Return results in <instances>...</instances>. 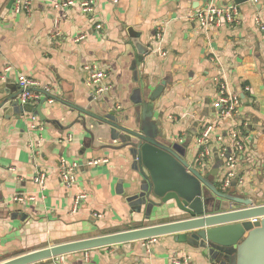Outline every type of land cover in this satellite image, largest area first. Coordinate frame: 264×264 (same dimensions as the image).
I'll use <instances>...</instances> for the list:
<instances>
[{"label":"crops","instance_id":"1","mask_svg":"<svg viewBox=\"0 0 264 264\" xmlns=\"http://www.w3.org/2000/svg\"><path fill=\"white\" fill-rule=\"evenodd\" d=\"M64 1L33 0L29 12L15 13L14 0H0V104L8 99L0 106V262L184 217L172 202L146 214L140 198L144 180L124 142L125 132L108 123L133 128L136 102L147 100L162 81L163 90L151 103L163 132L160 139L180 150L186 145L184 158L203 174L215 170L218 190H235L254 204L264 203V30L257 23L264 26V0L237 4L241 23L207 29L189 16L209 2L233 0H94L88 14L80 10L81 0L60 6ZM91 62L109 71L111 88L99 99L92 98L87 85L84 65ZM20 74L51 94L42 91L40 100L22 106L15 97ZM214 77L241 103L234 120L218 123L215 134L223 139L210 138L202 166L196 138L218 116ZM43 99L41 120L36 107ZM234 128L241 131L245 150L226 188L228 167L221 148L233 150ZM61 160L77 164L70 187L59 176ZM38 170L46 175L42 188L34 180ZM79 194L86 197L74 209ZM175 236L33 264H221Z\"/></svg>","mask_w":264,"mask_h":264},{"label":"water","instance_id":"2","mask_svg":"<svg viewBox=\"0 0 264 264\" xmlns=\"http://www.w3.org/2000/svg\"><path fill=\"white\" fill-rule=\"evenodd\" d=\"M233 1L240 4L246 0ZM164 84L162 81L147 100L136 102L133 128L125 129L114 120H108V123L125 132L124 142L144 180L140 198L142 205L146 206V214L155 207L172 202L173 209L184 217L44 247L0 264H33L71 252L166 234H176L177 241L202 249L221 264H264V203L254 204L251 198L235 190H218L215 178L210 177L216 176L215 170L203 174L184 158L186 145L183 144L180 150L177 145L161 140L163 132L159 119L154 117L151 103L160 95ZM18 94L19 91L15 97ZM44 101L41 100L36 107L41 120L44 119L41 113ZM253 218L257 220L251 221Z\"/></svg>","mask_w":264,"mask_h":264},{"label":"built area","instance_id":"3","mask_svg":"<svg viewBox=\"0 0 264 264\" xmlns=\"http://www.w3.org/2000/svg\"><path fill=\"white\" fill-rule=\"evenodd\" d=\"M254 4L258 3L260 0H251ZM76 3L74 0H67L60 3V6L68 7ZM82 12L88 14L94 10L95 1L94 0H81L77 2ZM33 0H14V11L18 12H29L32 8ZM189 18L198 23L201 28L207 29L212 27H222L225 24H239L241 23L240 11L238 5L235 3H230L226 5H216L214 2H209L205 7L198 9L192 13ZM259 27L264 30V26L257 20ZM59 34L56 32V35ZM160 30L157 33V37H160ZM84 70L87 77V85L91 90V96L94 99H99L100 97L106 95L111 85L108 82L109 71L101 67L97 62H91L84 65ZM218 87V95L216 97L215 105L218 107V116L213 122H208L202 134L198 135L196 138L197 144L200 146L199 153L197 155V162L199 165H206V157L210 154V138L215 137L217 142L222 141V136L216 133L218 129V123L225 119H235L238 115V108L241 103V99L238 94L231 93L228 91L226 84L219 79V77L213 78ZM17 86L19 89V94L17 95V101L22 105L30 104L33 101H38L41 98L40 92L46 94H51L48 87H42L39 81L34 78L28 77L26 75L20 74L17 77ZM50 102H52V97L45 96ZM46 98V100H47ZM233 137L232 145L230 148L233 150L229 152L227 148H221V155L226 160V165L228 171L223 180V186L228 187L230 184V179L236 176V160L239 158L241 153L245 150L244 144L241 140V131L236 128L233 129L231 133ZM100 161L96 160L91 162V164H97ZM76 163H68L65 160H61L59 166V176L62 182L70 187L75 182L74 172L76 170ZM46 175L43 171L38 170L35 174V182L42 188L44 186ZM84 194H79L74 201V209L79 204V200L85 198ZM16 199L22 200L21 197ZM28 199L33 200L34 197L29 196ZM100 217V214H96ZM257 218H253L251 221H256ZM57 257V256H56ZM175 264H179V260L173 261Z\"/></svg>","mask_w":264,"mask_h":264},{"label":"rangeland","instance_id":"4","mask_svg":"<svg viewBox=\"0 0 264 264\" xmlns=\"http://www.w3.org/2000/svg\"><path fill=\"white\" fill-rule=\"evenodd\" d=\"M185 158H188V153L185 155ZM210 177H211V178H215V176H214V177L210 176ZM178 215H180V217L183 216V214H178Z\"/></svg>","mask_w":264,"mask_h":264}]
</instances>
